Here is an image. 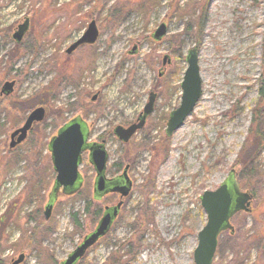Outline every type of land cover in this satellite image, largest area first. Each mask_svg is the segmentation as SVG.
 <instances>
[{"label":"rangeland","instance_id":"rangeland-1","mask_svg":"<svg viewBox=\"0 0 264 264\" xmlns=\"http://www.w3.org/2000/svg\"><path fill=\"white\" fill-rule=\"evenodd\" d=\"M91 21L95 44L67 55ZM24 23L16 43L12 35ZM161 24L166 34L155 42ZM194 48L202 95L166 136ZM263 68L264 0H0V90L14 82L12 93L0 95V264L21 254V264H60L95 229L84 190L75 198L58 193L49 219L43 215L55 177L48 142L75 117L86 122L89 143L104 141L106 177L128 166L133 183L108 235L77 264H194L207 220L200 197L230 171L252 200L231 218L233 233L219 236L213 264H264ZM149 93L156 94L152 114L120 143L113 129L134 123ZM38 107L44 120L10 149V134ZM79 172L92 198L87 153ZM118 200L107 195L98 206Z\"/></svg>","mask_w":264,"mask_h":264},{"label":"water","instance_id":"water-1","mask_svg":"<svg viewBox=\"0 0 264 264\" xmlns=\"http://www.w3.org/2000/svg\"><path fill=\"white\" fill-rule=\"evenodd\" d=\"M26 29L27 23L18 26L12 35V39L19 43ZM165 34L166 27L161 24L152 34V39L158 42ZM97 37V28L95 23L91 21L84 34L65 53L69 55L83 44L93 45ZM165 60L166 57L163 58V66ZM167 63L169 62L167 61ZM185 63L186 68L180 82V104L177 109L169 114L165 129L166 136H170L183 125L202 95L198 54L195 48L187 52ZM262 74L264 78V68ZM13 87L14 82H5L1 87L0 95H9L12 93ZM155 98L156 94L149 93L147 104L134 123L127 127L117 126L113 129V135L120 143H128L132 136L144 127L147 117L153 112ZM94 99L95 97L91 100L94 101ZM44 117V108L38 107L32 110L22 126L10 134L9 148L13 149L24 142L33 125L42 122ZM88 138L86 122L81 117H75L65 123L48 142L47 150L50 154L55 178L48 203L44 208V219H49L52 204L55 202L58 193L64 197H71L81 188L82 178L79 167L84 152L88 153V162L95 172L93 200L99 201L106 194H118L120 201L112 207L106 206L104 208L95 229L84 236L82 242L60 264H77L86 252L109 232L112 223L119 214L122 200L128 196L132 187V182L127 175V166L124 167L121 175L110 179L106 177L108 157L104 141L99 144L89 143ZM251 200V195L240 189L234 171H230L226 181L215 191H206L202 194L200 204L206 213L207 220L205 226L197 234V245L193 251L194 264H213L219 235L227 231L233 233L234 229L230 224L231 218L239 212H248ZM23 260L24 255L21 254L11 264H21Z\"/></svg>","mask_w":264,"mask_h":264},{"label":"trees","instance_id":"trees-1","mask_svg":"<svg viewBox=\"0 0 264 264\" xmlns=\"http://www.w3.org/2000/svg\"><path fill=\"white\" fill-rule=\"evenodd\" d=\"M260 94H262V93H260ZM117 166H118V169H119L120 165H117ZM83 190H84V193H86L85 203H84V212H85V214H88V224L87 225L90 226V225H93L95 222H97L99 220L102 211H101V208L98 206L99 202H95V200H93V197L91 198L89 196V192L87 191L88 189H85V188L82 189L81 188L78 191V193H76L72 198H75V197L79 196L80 194H84V193H82ZM122 208H123V206H122ZM122 208H121V211H120L117 219H119V217L121 216ZM73 222H74V226H75V229H76L77 232H80V231L83 230L82 223L79 221L77 215H75V214H73ZM128 253L130 254L131 250L128 251Z\"/></svg>","mask_w":264,"mask_h":264},{"label":"flooded vegetation","instance_id":"flooded-vegetation-1","mask_svg":"<svg viewBox=\"0 0 264 264\" xmlns=\"http://www.w3.org/2000/svg\"><path fill=\"white\" fill-rule=\"evenodd\" d=\"M47 151H48V150H47ZM92 191H93V188H92ZM106 195H109V194H106ZM106 195H105V196H106ZM115 195H117V194H115ZM117 196H118V195H117ZM250 203H251V202H250ZM104 208H105V207H104ZM104 208H103V212H104ZM103 212H102V213H103ZM113 223H114V222H113ZM113 223H112V225H113ZM112 225H111V228H112ZM111 228H110V230H111ZM110 230H109V231H110ZM107 235H108V234H107Z\"/></svg>","mask_w":264,"mask_h":264}]
</instances>
